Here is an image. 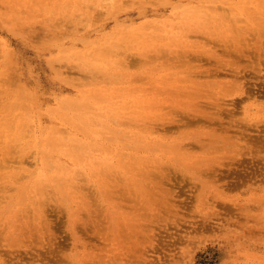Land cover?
<instances>
[{"label":"rangeland","instance_id":"obj_1","mask_svg":"<svg viewBox=\"0 0 264 264\" xmlns=\"http://www.w3.org/2000/svg\"><path fill=\"white\" fill-rule=\"evenodd\" d=\"M0 264H264V0H0Z\"/></svg>","mask_w":264,"mask_h":264},{"label":"bare ground","instance_id":"obj_2","mask_svg":"<svg viewBox=\"0 0 264 264\" xmlns=\"http://www.w3.org/2000/svg\"><path fill=\"white\" fill-rule=\"evenodd\" d=\"M109 2L110 3H112L113 2V0H109ZM100 8V7H99ZM96 10H97V8H96ZM98 11V10H97ZM98 12H100V10L98 11ZM257 14H258V12H256ZM98 14V13H97ZM185 35H187L188 36V34H185ZM185 37V36H184ZM128 61H130V60H128ZM127 62V61H126ZM127 63H130V62H127ZM135 131V130H134ZM138 132V130L136 131V132H134L135 134H133V141L135 140V141H137L138 140V138L136 137V135L138 134L137 133ZM125 133V135H129V133L128 132H124ZM140 134V133H139ZM141 137L143 136V135H140ZM53 141H54V139L53 138H49V142L50 143H53ZM69 145L68 146H66L65 148H64V150H65V152L67 153V154H69V155H71L74 159H75V161H77V162H82V160H83V158L81 159V157H82V147L83 146H81V144L82 145H84L85 146V144L84 143H82V142H75V141H73V140H70L69 141ZM78 143V144H77ZM81 143V144H80ZM77 145H78V147H77ZM174 149L177 147V145L174 143V144H172L171 145ZM168 149V148H167ZM88 156V155H87ZM90 162V161H89ZM83 163V162H82ZM122 166H126V164L125 163H122ZM107 167V166H106ZM104 168V167H103ZM38 182H41L42 180H43V178H39V179H36ZM52 180L55 182V180H56V176H53L52 177ZM57 184L59 185V187H60V191L64 194V195H66V194H71V192H72V189H71V185H72V183L69 181V178L68 177H63L62 175H60V173L58 174V179H57ZM55 186V184H52L51 185V187L53 188ZM66 197H70V196H66Z\"/></svg>","mask_w":264,"mask_h":264}]
</instances>
